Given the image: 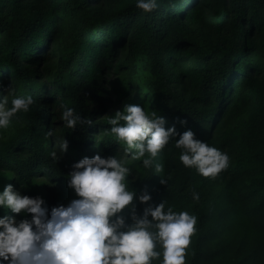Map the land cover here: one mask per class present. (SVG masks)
Segmentation results:
<instances>
[{"label": "trees", "instance_id": "1", "mask_svg": "<svg viewBox=\"0 0 264 264\" xmlns=\"http://www.w3.org/2000/svg\"><path fill=\"white\" fill-rule=\"evenodd\" d=\"M135 3L0 0V92L12 87L11 98L36 101L0 139V172L33 186L42 175L67 181L85 156H121L100 117L137 83L147 111L230 157L226 170L206 178L183 166L171 141L155 158L160 173L141 161L128 165L143 174L138 194L147 189L150 203L165 200L197 217L186 264H264V0H159L151 14ZM62 105L94 124L67 128ZM49 128L68 140V161L50 157ZM136 205L142 212L145 205Z\"/></svg>", "mask_w": 264, "mask_h": 264}, {"label": "clouds", "instance_id": "2", "mask_svg": "<svg viewBox=\"0 0 264 264\" xmlns=\"http://www.w3.org/2000/svg\"><path fill=\"white\" fill-rule=\"evenodd\" d=\"M135 6L151 14L160 3L136 0ZM5 91L0 92V130L7 129L13 117L27 113L36 102L31 95H13L9 106L8 93L14 89ZM61 107L60 120L67 128L94 124L74 108ZM107 123L123 155L102 157L97 153L73 163L66 179L77 198L66 206L49 210L42 197L21 194L11 183L0 191V208L6 210L0 216V264H186L197 217L166 207L165 200L150 203L152 196L147 189L138 194L130 187L136 176L127 160L141 161L144 169L154 166L158 174L162 165L154 163L155 158L174 141L184 167L215 178L229 167L228 153L197 138L191 128L179 132L175 124L167 126L164 116L139 104L124 105L108 116ZM179 123L187 121L180 119ZM45 135L54 138L49 155L57 162L67 151L68 140L57 136L54 128ZM160 183L168 185V179L160 176ZM191 197L195 202L200 200L194 189ZM137 200L145 205L142 212L137 209Z\"/></svg>", "mask_w": 264, "mask_h": 264}, {"label": "rangeland", "instance_id": "3", "mask_svg": "<svg viewBox=\"0 0 264 264\" xmlns=\"http://www.w3.org/2000/svg\"><path fill=\"white\" fill-rule=\"evenodd\" d=\"M44 65L42 64V67ZM129 68V67H128ZM139 70V69H138ZM140 71V70H139ZM132 72V71H131ZM136 73V71H135ZM43 78H45L46 73H43ZM135 76V75H134ZM135 81L134 79H132ZM136 82V81H135ZM51 85V84H49ZM144 88H141L139 85H136L134 83H131V91L128 95H126L124 98H122L119 102H117V105L112 107L109 106L104 110L102 113V116L100 119H108V116H112L115 114L117 110H122L124 105L126 104H139L141 106H146L143 102V97L145 96ZM12 93V92H10ZM8 93V100L10 101L11 95ZM6 94V93H5ZM115 98L112 99V102H114ZM10 106V105H9ZM6 133V129L0 130V139L4 137ZM99 135V134H98ZM119 151L121 153V156L123 155L121 146L119 147ZM73 155V151L68 146L67 151L62 155V158L64 160L68 161L70 157ZM109 155H113L112 152L109 153ZM134 161L130 158L127 160L128 165L133 163ZM133 175L136 176V179L130 184V187L136 189L137 186H139L140 182L142 181V172L140 171H133ZM13 177V173L11 171H3L0 172V191L3 190L4 186L11 183L14 185L16 189H18L21 194L28 195L30 197L40 196L44 199L46 205L48 206L49 210L53 206L58 205H67L72 199L77 198L75 192L73 189L69 188L67 186V181H55L52 180L50 176H38L35 184L33 186L30 185H23L15 182V179L10 178ZM131 180L132 177H129ZM4 210V209H3ZM6 214V210H4L3 215ZM17 217V219H22L23 217L20 214H12ZM29 214V218H30Z\"/></svg>", "mask_w": 264, "mask_h": 264}]
</instances>
